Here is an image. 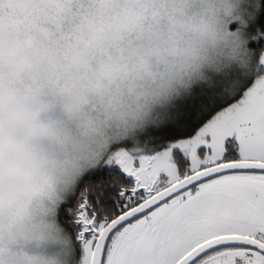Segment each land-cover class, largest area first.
Returning <instances> with one entry per match:
<instances>
[{
  "label": "clouds",
  "instance_id": "1",
  "mask_svg": "<svg viewBox=\"0 0 264 264\" xmlns=\"http://www.w3.org/2000/svg\"><path fill=\"white\" fill-rule=\"evenodd\" d=\"M224 2L42 0L0 32V264H75L63 193L238 58Z\"/></svg>",
  "mask_w": 264,
  "mask_h": 264
},
{
  "label": "snow or ice",
  "instance_id": "2",
  "mask_svg": "<svg viewBox=\"0 0 264 264\" xmlns=\"http://www.w3.org/2000/svg\"><path fill=\"white\" fill-rule=\"evenodd\" d=\"M4 2L0 32L42 0H7L11 13ZM243 34L253 72L209 86L235 103L201 107L166 144H113L103 161L135 178L120 185L114 209L97 207L87 190L74 206L75 192L62 203L75 264H264V0Z\"/></svg>",
  "mask_w": 264,
  "mask_h": 264
},
{
  "label": "rangeland",
  "instance_id": "3",
  "mask_svg": "<svg viewBox=\"0 0 264 264\" xmlns=\"http://www.w3.org/2000/svg\"><path fill=\"white\" fill-rule=\"evenodd\" d=\"M259 7V0H225L223 4L224 8V15L228 26V31L230 33H235L239 37V56L235 60H231L224 66H221L218 72L209 73L203 80L198 82L193 88L185 91L180 97H178L174 103L168 108L167 114L165 117L162 118V122L157 124L156 126H152L149 128L137 129L136 131L122 136L119 139L114 140L108 147V149L101 154V156L97 159V162L86 169L83 173L80 174L75 184L66 192L63 193V199L59 203L58 209L61 207L62 203L67 200L74 192L72 201L77 198L75 196L79 193L77 190L80 182L89 175L95 174L98 170H102L104 168H110V171H123L118 165L116 164H108L103 161L105 154L108 152L110 147L113 144L119 143L121 141H130L132 144H141L150 138V136L157 133L161 128L165 127L168 123H172L173 121L180 118L179 116L182 115L184 106H186L190 101L198 100L201 97L204 98L211 93H216L219 89L209 87L213 80L216 77L223 78L224 76H231L232 78L235 77H243L253 72L255 64L254 61H251L249 56V49L246 45V39L243 34V26L248 23L249 19L255 14ZM236 21H239L237 27L233 28L232 24ZM235 103V102H234ZM131 146V145H129ZM180 158L185 163L187 162V158L180 153ZM117 176V180L120 179V175ZM114 176V177H115ZM91 188V187H90ZM86 190V189H85ZM84 190V191H85ZM90 190L87 189L88 198L90 199ZM75 196V198H74ZM121 197V193L118 194ZM117 199V200H118ZM74 206V205H73ZM66 257L69 260L75 259L73 257L71 250H68L65 253Z\"/></svg>",
  "mask_w": 264,
  "mask_h": 264
},
{
  "label": "trees",
  "instance_id": "4",
  "mask_svg": "<svg viewBox=\"0 0 264 264\" xmlns=\"http://www.w3.org/2000/svg\"><path fill=\"white\" fill-rule=\"evenodd\" d=\"M233 79L238 80L239 78L235 77ZM218 93L219 91L216 93H211L204 98L201 97L198 100L190 101L186 106H184L182 115L179 116L180 118L170 124L168 123L153 136L151 135L150 138H147L146 141H151L157 146L166 144L169 139L182 135L186 130L195 125L198 119V112L201 107L206 106L208 108H216V111H219V106L222 105L227 107L228 105L226 103L236 102L235 99L231 100V97L225 99ZM237 99H239V97H237ZM109 171L110 168L106 167L102 170H98L97 173L84 178L77 188L79 193L75 196L80 195V193L84 192L85 189H89L91 191L90 200L96 204L97 207H102L106 210L114 209L117 205V197L119 196L118 193L112 188L110 182L114 181L113 179L117 180V176L112 179L111 175L108 174ZM72 204L75 205V199L72 201Z\"/></svg>",
  "mask_w": 264,
  "mask_h": 264
},
{
  "label": "flooded vegetation",
  "instance_id": "5",
  "mask_svg": "<svg viewBox=\"0 0 264 264\" xmlns=\"http://www.w3.org/2000/svg\"><path fill=\"white\" fill-rule=\"evenodd\" d=\"M108 174L111 175V178L113 179L115 175H120V179L118 180H115L113 179L114 181L110 182L112 188L118 193L120 194L121 191H120V185L121 184H124V185H131L135 182V178L126 174L125 172H121V171H109Z\"/></svg>",
  "mask_w": 264,
  "mask_h": 264
}]
</instances>
